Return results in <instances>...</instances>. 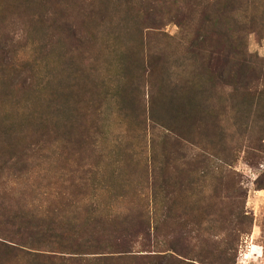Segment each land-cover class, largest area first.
Masks as SVG:
<instances>
[{"label": "rangeland", "instance_id": "1", "mask_svg": "<svg viewBox=\"0 0 264 264\" xmlns=\"http://www.w3.org/2000/svg\"><path fill=\"white\" fill-rule=\"evenodd\" d=\"M225 3L240 8L236 15L231 11L230 28L232 35H238L239 25L244 27L241 31L251 68L245 71L243 83L233 77L240 71L237 64L223 74L227 82L214 79L209 108H200L195 118L186 121L188 125L196 122L195 130L202 134H226L224 145L218 142L216 149L231 165L211 163L206 192L198 194L191 184V193L178 196L183 200L170 216V228L152 229L147 238L121 233L111 219L142 208L158 178L167 179L171 196L176 195L174 181L179 171L172 164L160 169V142L167 141L168 150L173 142L168 132L186 131H172L171 124L158 116L156 101L164 70L181 67L187 42L211 2L0 0V128L2 122L10 121L11 131L19 137L0 142V159L7 158L3 151L10 142L22 162H16L18 175L5 173L0 178L1 211L42 215L45 222L55 217L57 225L67 230V244L73 239L79 243L78 235L88 230L94 233L84 226L80 229L82 221L91 222L92 212L109 213L105 238L112 246H125L130 255L117 260L109 254L110 258L59 253L54 237L47 238L48 246L36 247L31 246L35 243L27 233L22 240L19 235L0 242L37 249L25 248L38 256L14 258L2 248L0 264H179L177 259L191 264H264L263 0ZM182 18L190 20L183 27ZM196 74L195 82L209 78L203 74L200 79V71ZM179 146L182 150L183 145ZM185 147L188 156L195 150ZM24 162L32 163L34 169L22 167ZM82 169L89 171L84 177ZM219 176H223L221 183L214 180ZM86 179L88 183L100 181L105 188L111 184L121 188L119 180L123 179L125 189L114 195V188L99 193L88 187L85 203L71 202ZM76 213L81 221L73 220ZM237 214L248 219L237 218ZM7 227L1 224L0 230ZM180 234L188 237L183 243L190 242L187 259L168 251V244L175 243Z\"/></svg>", "mask_w": 264, "mask_h": 264}, {"label": "trees", "instance_id": "2", "mask_svg": "<svg viewBox=\"0 0 264 264\" xmlns=\"http://www.w3.org/2000/svg\"><path fill=\"white\" fill-rule=\"evenodd\" d=\"M202 2V1H201ZM200 1L196 3L200 7ZM207 4V8L203 10L202 20L200 21V27L195 30L194 37L188 41V46L185 48L184 55L180 59L182 61L181 67L176 68L172 72H165L169 69L166 67L164 70V74H162L161 82L163 83L162 90L157 96L158 106L160 110H158L159 115L164 117L170 124L171 130L175 131L180 129L181 131L186 132H168L171 135L173 142L169 144L170 149H166L167 141L162 140L160 142V148L163 152L162 160L159 165H161L160 169L169 167V164H172L171 167L175 171H179V177L174 181L175 187H177L176 195L171 196V192H169L168 188L171 187L170 182H167L165 178H158L159 181H156L151 187V196L149 199L143 201V207L137 210H127L126 212L115 214V219H111L113 225L119 228L121 233L126 234L128 236L135 235H143L145 237H149L151 231H157L158 229H168L171 222L169 221L171 214L174 209H178L179 201L183 200L180 198L181 194L185 193L186 195L192 192V184L196 190H198V194L202 192H206L207 185L205 183L206 178L209 175V169L212 166L211 163L214 161L224 162L225 165L230 166L231 164L227 163L225 158L222 157L220 151L216 149V144L222 141V145H224V141L226 139L223 132H217L218 134H213L211 132H196V126L194 122L191 125L187 124V119L195 118L197 112L200 108L208 109L209 102L212 99V90L215 84L214 79H221L222 84L226 81L224 78L228 73V68L233 65H239L238 71L236 75L233 77L237 79L240 83L244 82L245 71L251 68L250 63L248 62L246 45H245V33H243L241 24L238 30V35H232V30L230 28V20H232L231 11L235 12V15L240 11L239 6H235L233 4L227 5L226 3L222 5L223 0H209ZM236 4V3H235ZM178 16L179 13H178ZM184 21L181 24L183 27L190 20L182 18ZM232 22V21H231ZM201 29V30H200ZM245 31V30H244ZM263 34H264V0H263ZM118 42L114 40V47ZM120 50V49H119ZM123 51V49H121ZM125 50V49H124ZM162 58V57H161ZM125 59V52L119 56V62L123 65ZM155 61L158 63V55L154 57ZM154 62V68L156 67V62ZM152 64V62H151ZM127 65V64H126ZM141 65V62H139ZM220 68V71L218 69ZM126 69V67H125ZM201 69V70H200ZM202 73V76L209 75V78L206 80H199V82H195L196 73ZM218 71V72H217ZM204 74V75H203ZM161 75V74H160ZM159 75V76H160ZM228 75V74H227ZM242 87L245 85L242 84ZM2 93V92H1ZM27 96H30L29 93ZM161 101V103H159ZM207 102V103H206ZM208 111H211L210 109ZM160 121L159 119H156ZM177 121V124H175ZM3 125L0 130V142L2 140L6 141H14L17 138V134L11 131V122L1 123ZM170 130V129H169ZM209 133V134H207ZM205 137L206 139H204ZM3 138V139H1ZM9 142V146L7 148L4 147V153L7 154V158L5 160L0 159V178L5 174H17L18 166L16 165L21 157L12 152V146ZM5 143V142H2ZM175 144V145H174ZM183 145V149L186 146H190L195 150L190 152L191 154L188 156L187 152H183V149L180 150V146ZM29 149V148H28ZM2 150V149H0ZM224 151L221 153L224 154ZM164 151L166 153H164ZM1 153V152H0ZM5 156V157H6ZM23 156V155H21ZM158 157V156H156ZM152 160V158H151ZM155 157L153 159V164L155 163ZM17 162V163H16ZM20 163V162H19ZM22 163V162H21ZM20 163V164H21ZM191 166H195V168H191ZM32 171L34 169L32 163L24 162L23 166ZM209 167V169H208ZM36 170H39L36 168ZM67 169H63V173L66 172ZM34 171V170H33ZM68 169L67 172H69ZM72 171V170H71ZM70 171V172H71ZM75 171V170H74ZM35 172V171H34ZM89 171L82 169L83 177L88 174ZM12 173V174H11ZM186 173V174H185ZM185 174V175H184ZM214 178V177H213ZM223 176H219L215 178L216 182L221 183ZM85 179V178H83ZM121 181L119 185L121 188L116 187L114 184L112 185H103L100 184V181H95L97 183V187L93 189L95 186V182L90 181L88 183V179L84 181V184L79 186L75 192L80 196L79 199L75 198L71 202H77L82 200L84 203L87 201L85 199V194H87L88 187L95 192H107L114 188L111 193L114 195L119 194L118 191L123 192L125 188H123L124 183ZM62 184V183H61ZM190 187V188H189ZM66 188V187H65ZM72 188V187H71ZM123 188V189H122ZM67 189V188H66ZM214 191V188H213ZM119 196H114V198H118ZM102 201H98V205L101 207ZM87 206V204H85ZM83 206V207H86ZM0 204V208H1ZM71 208H75L70 206ZM106 209L107 207L106 204ZM0 225L5 224L8 225L6 229L0 230V239L6 240L8 238L12 239L13 236H19L22 240L24 234L31 240V246L36 247H45L48 246V239L54 237V245H56L55 251H59V253H65L69 255H77V256H85V255H100L104 256V258L112 255H116L118 259H128L130 257L129 253L124 251L125 246H121L117 244L112 246L109 244V241L106 240L105 234L107 232V228L105 227L106 219L111 215L106 214H95L91 213L88 217V220L91 222L82 221V225L80 229L84 226L87 229H91L94 233H81L78 235L80 242H75L73 239L72 243L67 244L65 241V235L67 233L66 229H62L56 223V218L54 217V221L52 217H49L46 222L43 220L42 215L26 216L15 214V212L10 213V211H1L0 209ZM179 211L176 212V214ZM10 213V214H7ZM88 210H86L83 214L86 216ZM238 215V214H237ZM237 218L248 219L245 215L239 214ZM181 218H179L180 221ZM75 221H81L80 215L78 213L73 217ZM41 221L42 223H36ZM178 221V220H177ZM85 222V223H84ZM183 225L184 223L181 222ZM180 224V225H181ZM88 227H87V226ZM179 226V225H178ZM99 228V230L97 229ZM75 233L72 234L75 237ZM85 235L87 238H81V236ZM70 235H67V239ZM27 239V238H24ZM66 239V240H67ZM188 239V237H187ZM187 239L180 234L179 237L174 241L175 243L168 244V251L175 253L177 256H180L184 259H187L189 255V244L183 243V241H187ZM0 240V241H1ZM8 241V240H7ZM26 241V240H25ZM12 242V241H8ZM5 248L9 250L12 254V257L16 258L18 255L21 256H38L39 253H30L26 251V249H33L30 247H25L23 245L15 244L14 246L9 245L6 242H0V249ZM26 248V249H25ZM53 249V248H52ZM37 250V249H33ZM121 250V251H119ZM38 251H41L40 249ZM176 260V259H175ZM179 264H191L185 262L181 259L176 260Z\"/></svg>", "mask_w": 264, "mask_h": 264}]
</instances>
